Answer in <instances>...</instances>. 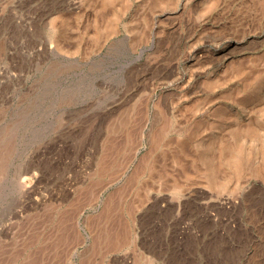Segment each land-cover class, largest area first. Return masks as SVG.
<instances>
[{"label": "rangeland", "instance_id": "rangeland-1", "mask_svg": "<svg viewBox=\"0 0 264 264\" xmlns=\"http://www.w3.org/2000/svg\"><path fill=\"white\" fill-rule=\"evenodd\" d=\"M0 264H264V0H0Z\"/></svg>", "mask_w": 264, "mask_h": 264}, {"label": "bare ground", "instance_id": "bare-ground-1", "mask_svg": "<svg viewBox=\"0 0 264 264\" xmlns=\"http://www.w3.org/2000/svg\"><path fill=\"white\" fill-rule=\"evenodd\" d=\"M205 150H206V148H205ZM223 150H224V149H223ZM225 150L228 152V150H227L226 148H225ZM226 151H225L224 153H226ZM206 152H207V151H206ZM222 153H223V152H222ZM226 155H227V153H226ZM207 159H208V157H207ZM209 160H210V159H209ZM209 163H210V162H209ZM209 165H210V164H209ZM211 169H212V168H211ZM207 170H208V169H207ZM210 171H211V170H210ZM209 174H210V172H209ZM211 174H212V171H211ZM210 179H211V177H210ZM211 180H212V179H211ZM213 182H214V181H213ZM213 182H212V183H213ZM214 184H215V183H214ZM214 184H213V185H214ZM211 185H212V184H211Z\"/></svg>", "mask_w": 264, "mask_h": 264}]
</instances>
